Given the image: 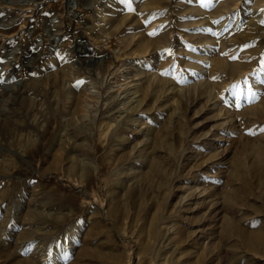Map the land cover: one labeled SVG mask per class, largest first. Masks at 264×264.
Returning a JSON list of instances; mask_svg holds the SVG:
<instances>
[{"label":"rangeland","instance_id":"1","mask_svg":"<svg viewBox=\"0 0 264 264\" xmlns=\"http://www.w3.org/2000/svg\"><path fill=\"white\" fill-rule=\"evenodd\" d=\"M0 13V264H264V0Z\"/></svg>","mask_w":264,"mask_h":264},{"label":"bare ground","instance_id":"2","mask_svg":"<svg viewBox=\"0 0 264 264\" xmlns=\"http://www.w3.org/2000/svg\"><path fill=\"white\" fill-rule=\"evenodd\" d=\"M71 5L73 6V5H75L73 2L71 3ZM254 12H255V10H254ZM249 33H247V35H248ZM250 37V36H249ZM247 38H248V36H247ZM246 38V39H247ZM251 38H253V36H251ZM246 39H245V41H246ZM248 59V58H247ZM225 60V59H224ZM219 62L220 63H223L224 65H226V66H232L233 65V68H234V66L236 65H238L237 63L235 64V63H229V61L227 62V60H225V61H223V60H221V59H219ZM218 62V63H219ZM217 63V64H218ZM239 63V62H238ZM240 66H241V64H240ZM232 69V68H231ZM250 72V71H249ZM240 76V75H239ZM169 86V85H168ZM205 88V87H204ZM248 93V92H247ZM249 94V93H248ZM248 94H246V95H248ZM260 98V97H259ZM257 99L258 98H256V100L255 101H257ZM263 99V98H262ZM260 103V102H259ZM257 104H258V102H257ZM256 104V105H257ZM263 104H264V101H263ZM241 105V104H240ZM244 105V104H243ZM242 105V106H243ZM256 105H254V104H252V105H249L248 106V108H249V111H251V112H255V111H257V110H262V109H260V107L261 106H256ZM258 105H261V103L260 104H258ZM262 108V107H261ZM247 110V109H246ZM263 111V110H262ZM258 114V113H257ZM264 117V116H263ZM260 155V154H259ZM259 158V157H258ZM257 163H258V160H257ZM254 164V163H253ZM239 168V166H238V164H236V166H235V169L237 170ZM253 168H254V166H253ZM234 177H238V178H242V176H241V173L239 172V174L238 175H236V176H234ZM229 200V202H231V201H233V199H235V198H228ZM231 200V201H230ZM227 201V202H228ZM112 212H114V210H112ZM223 221H225V224H224V227H222L221 228V230H222V232L223 233H225V232H228V233H230V231H232V232H234L236 235L238 234V235H240V239L241 240H243L244 242L243 243H245V245L248 247V249L250 248V250H252L253 252H259V253H261V254H264V230H262V229H256V230H239L238 229V227H237V225L236 224H234V223H232L233 221H230V220H227L226 218H224L223 219ZM119 231V230H118ZM227 233V234H228ZM82 254V253H81ZM84 254V253H83Z\"/></svg>","mask_w":264,"mask_h":264},{"label":"snow or ice","instance_id":"3","mask_svg":"<svg viewBox=\"0 0 264 264\" xmlns=\"http://www.w3.org/2000/svg\"><path fill=\"white\" fill-rule=\"evenodd\" d=\"M0 14H2V13H0ZM150 34H153V33H150ZM232 59H236V57H232ZM214 79H215V77H214ZM78 83H80V82H78Z\"/></svg>","mask_w":264,"mask_h":264}]
</instances>
